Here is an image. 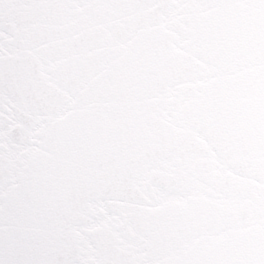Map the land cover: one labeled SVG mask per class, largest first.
<instances>
[{"label":"snow or ice","instance_id":"1","mask_svg":"<svg viewBox=\"0 0 264 264\" xmlns=\"http://www.w3.org/2000/svg\"><path fill=\"white\" fill-rule=\"evenodd\" d=\"M0 264H264V0H0Z\"/></svg>","mask_w":264,"mask_h":264}]
</instances>
